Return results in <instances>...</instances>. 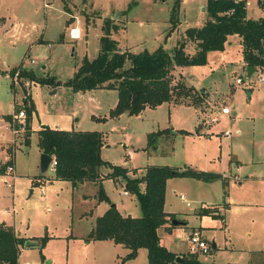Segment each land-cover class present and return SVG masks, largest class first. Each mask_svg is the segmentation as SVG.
I'll use <instances>...</instances> for the list:
<instances>
[{
  "label": "rangeland",
  "instance_id": "rangeland-1",
  "mask_svg": "<svg viewBox=\"0 0 264 264\" xmlns=\"http://www.w3.org/2000/svg\"><path fill=\"white\" fill-rule=\"evenodd\" d=\"M174 1L0 0V70L22 66L36 78L59 82L54 87L26 79L13 83L0 75V117L12 112L14 120L16 113L31 104L28 127L34 131L28 146H23V130L17 144H8L7 150L13 149L16 177L11 180L10 174H0V223L12 226L20 237L33 238L29 239L32 243L46 237L40 250L22 248L17 264H114L122 258L120 249L108 242L84 241L92 223L83 214L97 211L93 185L83 182L72 189L61 181L30 186V178L42 175L35 133L42 125L100 132L107 146L102 159L128 170L188 166L220 175L237 168L239 183L168 179L164 211L185 226L174 228L162 242L168 251L186 256L190 249L187 234L197 231L207 247L205 255L196 254L202 264H264V86L257 84L255 72L247 77L235 36L227 37L223 51L207 53L206 64L173 69L172 83L183 82L193 89L188 98L145 109L138 116L109 117L117 100L115 90L72 93L62 85L83 58L90 61L96 56L105 18L117 25L111 38L120 52L137 54L161 47L170 55L185 41V53L193 55L194 43L184 39V30L203 23L205 0H179L177 13L169 20ZM247 2V17L264 12L256 0ZM74 24L80 38L70 41L67 34ZM236 78L242 80L240 85H235ZM222 107L230 113L221 115ZM204 108L211 112L200 115L198 110ZM212 117L216 120L208 122ZM197 121L201 123L198 135L173 134L179 130L193 133ZM10 123L8 128L0 122L1 163L6 158L1 147L12 140ZM166 129L154 141L148 138ZM50 173L48 168L43 174ZM101 184L115 203L117 190L109 181ZM134 208L139 216L136 203ZM204 209L211 213L201 215ZM139 254L126 264H147L145 252Z\"/></svg>",
  "mask_w": 264,
  "mask_h": 264
},
{
  "label": "trees",
  "instance_id": "trees-1",
  "mask_svg": "<svg viewBox=\"0 0 264 264\" xmlns=\"http://www.w3.org/2000/svg\"><path fill=\"white\" fill-rule=\"evenodd\" d=\"M178 2L179 0L174 1L169 20L177 13ZM204 4L203 23L184 30V39L194 43L193 55L185 53V41L177 44L170 55L161 47L152 52L137 54L120 52L117 42L111 38V32L118 29L117 25L105 18L101 22L96 56L90 61L83 58L72 77L62 85L72 93L92 92L96 89L115 90L117 100L109 111V117L117 118L122 114L130 117L138 116L148 108L153 109L175 100L178 103L183 98H188L193 89L183 82L173 84L171 72L174 68L206 64V54L223 51L229 36L237 39L243 67L264 69V13L256 18L247 17L244 0H205ZM260 4L264 7V0ZM21 67L9 70L8 77L11 78L14 71ZM21 70L17 76L18 82L26 79L38 85H59L53 78H36L33 72ZM31 109L30 104L23 111L24 147L29 145L31 133L28 123ZM11 118L8 114L3 119L10 123ZM18 126L19 124L15 125L14 130ZM167 131L168 129L151 133L148 138L154 141L155 136L166 134ZM35 133L38 151L41 155H48L55 163L53 180L65 181L75 189L80 183L99 181L100 170L107 168L110 172L104 178L120 184L137 202L139 217H121L99 185L95 201L108 204V209L94 219L92 228L84 237L85 243L111 241L114 245H121L127 250V254L116 264L134 260L138 249L145 250L147 264H202L196 254L187 252L186 256H177L160 245L157 234L159 229L165 226L167 230L179 227L171 224L175 219L172 214L164 212L165 182L171 178L213 181L220 180L219 175L197 171L188 166L175 169L153 165L136 173V169L113 166L101 159L104 139L100 132L57 131L42 126ZM178 133L184 135L186 132ZM10 162L9 160L0 166V174L5 172V167ZM35 184L33 182L32 186ZM207 212L211 213L204 209L200 214ZM181 226H185V223H181ZM34 241L35 247L40 250L46 237ZM26 242L27 240L15 235L11 227L0 224V264H17V257Z\"/></svg>",
  "mask_w": 264,
  "mask_h": 264
},
{
  "label": "crops",
  "instance_id": "crops-1",
  "mask_svg": "<svg viewBox=\"0 0 264 264\" xmlns=\"http://www.w3.org/2000/svg\"><path fill=\"white\" fill-rule=\"evenodd\" d=\"M245 2H247V0H244ZM260 1L261 0H256V3H258V5H259V8H260V6H261V10L262 9H264V7H262V5L260 4ZM248 3V2H247ZM249 4L250 3H248V5L246 6V13H247V7L249 6ZM264 13V12H263ZM263 13H261V15L263 14ZM261 15H259V16H261ZM248 16V15H247ZM41 41H42V38H41ZM240 63H241V66L243 65L242 64V62L240 61ZM243 67V66H242ZM180 69V68H179ZM8 71L9 70H5V71H1L0 70V75L3 77V79H8V80H10V78L8 77ZM200 109V108H199ZM23 112V111H22ZM211 111H209V108H204L203 110H198V113L200 114V115H202V114H207V113H210ZM8 114H12V112H10V113H8ZM8 114H6V115H8ZM17 114V113H16ZM5 116H1L0 117V122L2 121L4 124H5V126L8 124L7 122H5L4 121V118ZM25 117V116H24ZM95 118V117H94ZM199 118V117H198ZM23 120H24V118L23 119H20L19 120V126H18V128L16 129V132H15V134H17V135H14V134H12V140L10 141V142H7V143H5V144H3L4 146L3 147H1V149L5 152V154H6V158H5V160L3 161V163H1V164H4V163H7V161H11L10 162V165L12 166V168L14 167V164H13V161H12V157L13 156H11V152H13L12 150H10V151H8L7 149H8V144H13V145H15V144H17L16 143V141H18L19 140V137H20V135H18L19 133H20V131H22L23 130V128H22V126H23ZM201 121H203V120H201ZM200 125H201V123H198V121H197V124H196V126L193 128L194 129V131H193V133L192 132H187V131H185L186 133L184 134V135H186V134H190V135H192V134H195V135H198V131H199V127H200ZM43 126V125H42ZM44 126H46V125H44ZM48 127V126H47ZM70 127H73V125H71L70 124ZM8 128H9V124H8ZM49 128V127H48ZM49 129H52V130H57V131H60V130H66V131H69V130H73V128H70V129H58V128H49ZM11 130V129H10ZM30 130V129H29ZM12 131V130H11ZM37 131V130H36ZM35 131V132H36ZM73 131H77V129H75V130H73ZM160 131V130H159ZM179 131H182V132H184L183 130H179ZM179 131H175L173 134L174 135H183V134H179L178 132ZM30 133L32 134V133H34V131L33 130H30ZM164 135V134H163ZM183 135V136H184ZM19 136V137H18ZM18 137V138H17ZM18 139V140H17ZM103 139H104V137H103ZM29 142H30V137H29ZM106 144V142H105V140H104V145L101 147V152H100V157H101V159H102V154H103V151H106L107 150V146L105 145ZM16 148V147H15ZM14 148V149H15ZM38 150V149H37ZM39 153H40V151H39ZM40 155H41V153H40ZM103 160V159H102ZM104 162H107L106 160H103ZM108 163V162H107ZM109 164V163H108ZM110 165H112V164H110ZM145 167H148V166H145ZM15 168V167H14ZM47 168H50V170H51V173L50 174H47V175H45V174H42V175H40V176H37V178H36V176H33L32 178H30V186H32V183L33 182H36V184L35 185H33V186H39V187H43V186H45V184H48V185H50V183H52V182H60V181H56V180H53V171H54V168H52V167H50V165L47 167ZM125 169V168H124ZM132 169H136V173H139V170L140 169H142V168H132ZM132 169H129V170H132ZM128 170V169H127ZM195 170H197V169H195ZM198 171V170H197ZM110 172V170L109 169H107V168H102L101 170H100V180L98 181V180H96V182H94V183H91V182H85L86 184H90V185H93L95 188H96V190H95V194H96V191H97V186H99V185H101L102 186V182H104V181H109L110 182V184H112V187H113V190H114V192H115V190H117V195H118V197H119V199L117 200V201H115V203L114 202H111L110 200H109V197L106 195V197H107V199H108V201L109 202H111L113 205H114V208L117 210V212L120 214V216L121 217H129V218H137V217H139L138 216V213H137V210H135V203H136V205H137V202L134 200V197H133V195L131 196V195H129L128 193H126L123 189H122V186L120 185V184H118L117 182H112L111 180H108V179H105L104 178V176L106 175V174H108ZM202 172V171H201ZM205 172V171H204ZM237 172H238V169L237 168H235L234 169V171L232 172V173H230V172H228V174H224V173H221L219 176H220V180L221 181H224V182H227V180H231V181H234V182H238V177H237ZM213 174V173H212ZM16 177V176H15ZM15 179V178H14ZM185 179H188V178H185ZM168 180V179H167ZM192 180V179H191ZM194 181H196V180H194ZM65 182V181H64ZM210 182H213V181H210ZM239 183V182H238ZM166 185H167V183H166ZM165 185V186H166ZM32 186V187H33ZM123 193H126V195H124ZM165 193V192H164ZM30 194H31V191H30ZM95 196V195H94ZM94 196H93V198H94ZM90 197V196H89ZM88 198V197H87ZM133 199V203H132V201H130V200H132ZM94 202V205H93V207H94V209H97V211L96 212H93V210H90L89 212H85L84 214H83V216L84 217H86V218H88L89 220H91V225L93 226V224H94V219L95 218H97L98 216H100V215H102L107 209H108V204H106V203H104V202H96L95 200L93 201ZM165 203V202H164ZM165 212V211H164ZM166 214H170L169 212L167 213V212H165ZM183 223V222H182ZM0 224H4L6 227H11V228H13L12 226H8V225H6L5 223H0ZM92 226H91V228H92ZM181 226V225H180ZM180 226L179 227H177V228H180ZM182 227V226H181ZM90 228V229H91ZM173 229L174 228H172V229H169V230H167L166 229V226L165 227H163V228H161V229H159L158 230V232H157V234H158V236H159V238H160V245L161 246H163L166 250H167V247L166 246H164V244H163V242L162 241H164V240H166L168 237H169V235L172 233V231H173ZM13 230V232H14V234L15 235H17L18 237H20L19 235V233L18 232H16L14 229H12ZM89 232V231H88ZM87 232V233H88ZM50 238H53L54 236H49ZM20 238H23V239H25V240H28L29 242H30V240L29 239H33V238H29V237H27V238H25V237H20ZM98 242H101V241H98ZM103 242H108V243H110V245L113 247V248H119L120 250V252H121V254L120 255H122L121 257H124L125 256V254H127V250H125L121 245H118V244H116V245H114L111 241H103ZM30 243H32V242H30ZM32 244H35V243H32ZM214 248H215V245H214ZM141 251H144L145 252V250H143V249H138L137 250V252H136V254H137V256L134 258V260L140 255L139 253H141ZM168 251V250H167ZM21 252H22V250L20 251V254H21ZM119 252V253H120ZM172 253H174V252H172ZM19 254V255H20ZM18 258V257H17ZM118 259V258H117ZM134 260H131V261H127V262H125L124 264H126V263H129V262H134ZM199 260V259H198ZM118 262V260L114 263V264H116ZM17 263H18V260H17ZM47 264H50L49 262H46Z\"/></svg>",
  "mask_w": 264,
  "mask_h": 264
},
{
  "label": "built area",
  "instance_id": "built-area-1",
  "mask_svg": "<svg viewBox=\"0 0 264 264\" xmlns=\"http://www.w3.org/2000/svg\"><path fill=\"white\" fill-rule=\"evenodd\" d=\"M247 5H248V3L245 2V7ZM80 33L81 32H80L79 27L74 24V26H72L68 30V34H67L68 39L70 41H75V40L80 38ZM31 63H33V62H31ZM243 70L245 71V68H243ZM19 71L20 70H15L14 74L10 78V80L13 83H18L17 76H18ZM253 72L258 74L257 84L260 85V86H264V73H263L264 69H260V68L259 69H254ZM241 83H242V80L240 78H236L235 85H240ZM229 113H230V110H228L227 107H222L220 109V114L221 115H228ZM23 118H24L23 113L22 112H18L16 114V117H14V120L19 121L20 119H23ZM14 120L12 119L11 123H10V126L12 128L11 129L12 130L11 131L12 134H15V130H14L15 121ZM215 120H216V118L212 117L211 119L208 120V122H214ZM49 165H50V167L53 168L55 166V163L51 161V163ZM13 171H14V169L12 168L11 165H7V167H5V172H6V174H10V179L11 180H14V178H15V176L13 174ZM123 194L126 195V193H123ZM179 200H183V196L182 195L179 196ZM187 235H188V242H189V245H190L189 253L205 255V253L207 252V247H206L205 243L203 242L199 232L192 231V232H189Z\"/></svg>",
  "mask_w": 264,
  "mask_h": 264
},
{
  "label": "water",
  "instance_id": "water-1",
  "mask_svg": "<svg viewBox=\"0 0 264 264\" xmlns=\"http://www.w3.org/2000/svg\"><path fill=\"white\" fill-rule=\"evenodd\" d=\"M245 71H246L247 77H250V75H251V73H253L254 69L252 70L250 68H245ZM50 163H51V158L48 155H46V154L40 155L39 162H38V168H39V171L41 174H43L48 169L47 167L49 166ZM112 206L114 207V205H112ZM171 224L174 226H180L181 222L176 221V220H172ZM34 246H35V244H32L27 240V242L24 244L23 248L27 249L29 247H34ZM211 247L214 248L213 243H212ZM177 259H179V258H177Z\"/></svg>",
  "mask_w": 264,
  "mask_h": 264
}]
</instances>
